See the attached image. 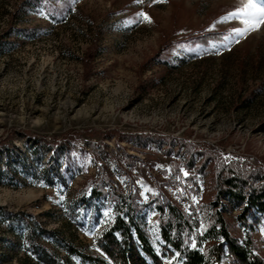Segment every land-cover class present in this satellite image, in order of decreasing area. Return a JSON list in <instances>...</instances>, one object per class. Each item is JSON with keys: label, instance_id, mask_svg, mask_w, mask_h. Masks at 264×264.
<instances>
[{"label": "rangeland", "instance_id": "obj_1", "mask_svg": "<svg viewBox=\"0 0 264 264\" xmlns=\"http://www.w3.org/2000/svg\"><path fill=\"white\" fill-rule=\"evenodd\" d=\"M244 3L0 0V264H264Z\"/></svg>", "mask_w": 264, "mask_h": 264}, {"label": "snow or ice", "instance_id": "obj_2", "mask_svg": "<svg viewBox=\"0 0 264 264\" xmlns=\"http://www.w3.org/2000/svg\"><path fill=\"white\" fill-rule=\"evenodd\" d=\"M136 3H143L144 0H135ZM152 3H161L164 0H151ZM231 16L242 17V22L246 25L243 31H238L237 35H243L244 31L255 30L261 24H264V0H246L243 7L235 13H230ZM144 22L151 23L150 17L144 13H138Z\"/></svg>", "mask_w": 264, "mask_h": 264}]
</instances>
